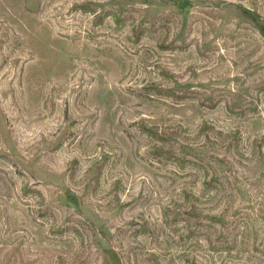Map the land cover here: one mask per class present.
Instances as JSON below:
<instances>
[{"label":"rangeland","instance_id":"374dc122","mask_svg":"<svg viewBox=\"0 0 264 264\" xmlns=\"http://www.w3.org/2000/svg\"><path fill=\"white\" fill-rule=\"evenodd\" d=\"M0 264H264V0H0Z\"/></svg>","mask_w":264,"mask_h":264}]
</instances>
